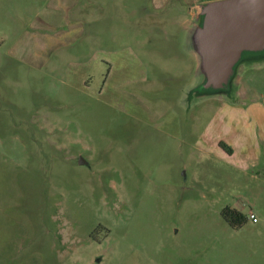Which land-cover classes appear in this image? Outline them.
Returning a JSON list of instances; mask_svg holds the SVG:
<instances>
[{"label":"rangeland","instance_id":"obj_1","mask_svg":"<svg viewBox=\"0 0 264 264\" xmlns=\"http://www.w3.org/2000/svg\"><path fill=\"white\" fill-rule=\"evenodd\" d=\"M105 1L106 27L115 32L126 31L121 20L142 17L134 7L150 5ZM179 5L155 12L176 17L169 29L179 35L176 55L153 57L156 76L159 68H189L199 5L193 25L189 6ZM27 6L0 0V264H264V164L239 170L196 148L209 101L225 96L185 97V72L178 87L157 79L123 88L137 91L149 116L99 98L90 89L101 90L103 64L74 75L72 56L39 49L36 9ZM158 26L153 37L164 35ZM168 106L180 112V134L162 127ZM225 208L245 222L231 226Z\"/></svg>","mask_w":264,"mask_h":264},{"label":"crops","instance_id":"obj_2","mask_svg":"<svg viewBox=\"0 0 264 264\" xmlns=\"http://www.w3.org/2000/svg\"><path fill=\"white\" fill-rule=\"evenodd\" d=\"M25 1L28 3L27 8L36 9L35 12L30 11V14L33 29L40 39L39 49L49 51L55 57L72 56L66 66L74 75L79 70L85 74L91 73L96 64H103L106 74L102 73L104 82L101 90L96 92L90 89L99 98L122 100L121 104L127 106L125 109L135 112L138 107H142V102L135 94L137 91H125L123 88H143L157 79L169 81L178 87L179 82H185V72H188L190 82L183 92L186 97L200 83L198 59L193 51L188 70L184 67L176 69L174 66L172 71L159 68V75L153 74V64L160 63L157 58L153 60V57H167L172 51L176 55V41L179 40V35L169 29L171 25H176V17H155V12L171 5L175 10L180 7L179 3L188 5L193 25L195 11L192 8L209 0H150L149 6L134 7L140 10L142 17L120 21L127 26L125 32L122 26L121 30L117 27L119 32H115L114 27L110 30L106 27L105 0ZM34 2H37V6ZM118 7H121L120 3ZM135 12L136 9H132L130 14ZM111 20L110 24L115 25V19ZM158 25L164 26V35L153 37V30L158 29ZM45 34L49 37L46 38ZM86 77L83 75L80 81ZM84 88L88 89L86 86ZM175 94L180 97L181 92ZM182 104L184 109L183 100ZM209 104L211 113L196 140V148L206 154H215L239 170H249L264 164V61L242 65L232 97H212ZM142 108L147 115L146 108ZM160 118L166 131L180 134L182 124L179 110L168 106ZM220 142L230 147L231 152L223 149ZM250 211L258 219L257 213Z\"/></svg>","mask_w":264,"mask_h":264},{"label":"water","instance_id":"obj_3","mask_svg":"<svg viewBox=\"0 0 264 264\" xmlns=\"http://www.w3.org/2000/svg\"><path fill=\"white\" fill-rule=\"evenodd\" d=\"M190 43L201 76L194 94L232 97L240 66L264 61V0L200 3Z\"/></svg>","mask_w":264,"mask_h":264},{"label":"trees","instance_id":"obj_4","mask_svg":"<svg viewBox=\"0 0 264 264\" xmlns=\"http://www.w3.org/2000/svg\"><path fill=\"white\" fill-rule=\"evenodd\" d=\"M219 144L227 152H231V148L226 144H224L223 142H220ZM222 215L224 219L233 227H239L245 222L244 216L239 211L234 209L225 208L223 209Z\"/></svg>","mask_w":264,"mask_h":264},{"label":"built area","instance_id":"obj_5","mask_svg":"<svg viewBox=\"0 0 264 264\" xmlns=\"http://www.w3.org/2000/svg\"><path fill=\"white\" fill-rule=\"evenodd\" d=\"M248 218L252 221V222H257V217L256 215L252 212V211H249L248 212Z\"/></svg>","mask_w":264,"mask_h":264}]
</instances>
